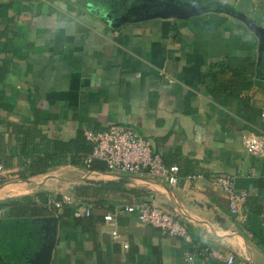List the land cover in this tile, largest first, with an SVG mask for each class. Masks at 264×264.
Instances as JSON below:
<instances>
[{
    "label": "crops",
    "instance_id": "1",
    "mask_svg": "<svg viewBox=\"0 0 264 264\" xmlns=\"http://www.w3.org/2000/svg\"><path fill=\"white\" fill-rule=\"evenodd\" d=\"M228 56L254 61L250 87L232 92L239 80L219 66ZM0 92L15 102L0 110L8 155L17 135L3 119L33 125L35 143L112 123L132 127L180 166L176 185L65 162L23 178L13 157L0 172V201L71 192L91 205V215L58 218L57 226L44 219L57 229L50 264H222L187 260L210 249L264 264L246 215L232 214L211 182L234 174L239 188L258 195L264 181V156L243 145L247 132L264 135V0H0ZM138 201L181 213L191 240L125 212L115 240L103 215ZM0 264H9L1 252Z\"/></svg>",
    "mask_w": 264,
    "mask_h": 264
},
{
    "label": "built area",
    "instance_id": "2",
    "mask_svg": "<svg viewBox=\"0 0 264 264\" xmlns=\"http://www.w3.org/2000/svg\"><path fill=\"white\" fill-rule=\"evenodd\" d=\"M86 138L93 144L92 152L85 157L84 164L90 168L95 160L102 161L109 171H117L130 176L148 175L162 178L170 185H176L180 180V166L176 163L168 164L160 153L154 152L151 140L138 134L127 125L112 124L102 130L85 129ZM243 145L250 155L264 156V135L253 131L243 135ZM5 171L0 165V172ZM203 177L202 174H188L187 179ZM212 184L225 195L228 210L234 215H245L249 191L237 186V177L234 174H218L211 180ZM53 209L55 215L65 206L75 207L77 217L91 215V205L80 197L69 192L61 198L49 196L46 203ZM4 210L0 209V216ZM134 213L137 220L145 225H151L161 230L164 235L191 240L187 221L179 212H169L162 207L146 201L123 202L115 205L114 210L103 215V225L109 229L116 240L120 236L117 228V216L122 213ZM128 247V243L123 244ZM196 255L204 261L217 258L222 264H251L250 261L238 262L234 253H221L216 249L187 252V260L194 262Z\"/></svg>",
    "mask_w": 264,
    "mask_h": 264
},
{
    "label": "trees",
    "instance_id": "3",
    "mask_svg": "<svg viewBox=\"0 0 264 264\" xmlns=\"http://www.w3.org/2000/svg\"><path fill=\"white\" fill-rule=\"evenodd\" d=\"M229 58L225 63L219 64L223 72L230 70L239 84L232 88V92L238 89H246L251 86L252 80L249 75V68L253 67L254 61L245 59ZM248 72V74H246ZM216 72H211L215 75ZM15 102L6 98L0 92V110L12 111ZM7 127H13L17 135V146L11 148L8 155L4 135L0 134V165L4 168H12L11 160L18 157L20 176L26 178L37 173H44L57 163H71L84 165V159L93 150V144L86 138L84 129L79 127L75 138L68 141L49 140L43 137L42 142L35 143L36 130L33 125L25 126L3 119ZM41 146V147H40ZM93 168L104 170L105 164L95 160L91 165ZM1 182V181H0ZM258 195H249L244 212L247 219V230L257 239V243L264 248V181L259 186ZM78 194H81L78 192ZM41 202L31 198H9L0 201V209L4 212L0 216V252L9 264H29L30 258L34 257L37 251L47 239V231L43 227L45 218L54 215L53 209L46 204L48 195H41ZM75 207L65 206L58 218L61 223H66V217L77 219L74 212ZM263 214V215H262Z\"/></svg>",
    "mask_w": 264,
    "mask_h": 264
},
{
    "label": "water",
    "instance_id": "4",
    "mask_svg": "<svg viewBox=\"0 0 264 264\" xmlns=\"http://www.w3.org/2000/svg\"><path fill=\"white\" fill-rule=\"evenodd\" d=\"M45 220L55 221L57 226L58 223V216H52L48 217ZM46 231H50L51 229L53 230V234L51 235L50 239H46L40 249L37 251L36 255L34 257L30 258L29 264H50L51 258H52V252H53V247L56 242V234H57V229L56 227H50L49 225L43 226Z\"/></svg>",
    "mask_w": 264,
    "mask_h": 264
}]
</instances>
